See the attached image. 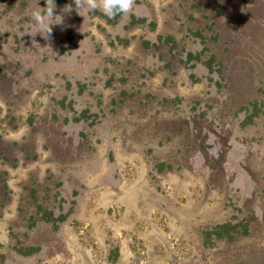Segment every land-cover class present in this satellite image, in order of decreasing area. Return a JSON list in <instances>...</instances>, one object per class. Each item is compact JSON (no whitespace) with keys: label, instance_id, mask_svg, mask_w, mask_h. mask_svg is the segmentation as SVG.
Wrapping results in <instances>:
<instances>
[{"label":"rangeland","instance_id":"rangeland-1","mask_svg":"<svg viewBox=\"0 0 264 264\" xmlns=\"http://www.w3.org/2000/svg\"><path fill=\"white\" fill-rule=\"evenodd\" d=\"M55 3L0 0V264H264V0Z\"/></svg>","mask_w":264,"mask_h":264},{"label":"clouds","instance_id":"clouds-1","mask_svg":"<svg viewBox=\"0 0 264 264\" xmlns=\"http://www.w3.org/2000/svg\"><path fill=\"white\" fill-rule=\"evenodd\" d=\"M76 11L80 14L83 11L100 10L105 16L110 19H115L116 16H125L133 10L136 0H74ZM56 9L55 0H46V7L41 8L38 4V9L32 12V20L34 22V33L43 35L46 39L52 33V25L62 22V17L54 14ZM64 12H71L72 6L67 5ZM53 17L61 18L58 22H53Z\"/></svg>","mask_w":264,"mask_h":264},{"label":"trees","instance_id":"trees-1","mask_svg":"<svg viewBox=\"0 0 264 264\" xmlns=\"http://www.w3.org/2000/svg\"><path fill=\"white\" fill-rule=\"evenodd\" d=\"M165 42H174L176 43V40L172 36H167V38L164 40ZM236 224H232L231 221H227L223 224H218L214 227L213 230H207L205 231V239H210L212 235H215L217 238H221L223 236H230L232 237V230L235 229Z\"/></svg>","mask_w":264,"mask_h":264}]
</instances>
